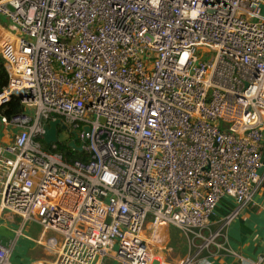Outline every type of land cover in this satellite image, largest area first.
Instances as JSON below:
<instances>
[{"label":"built area","instance_id":"2783aa9c","mask_svg":"<svg viewBox=\"0 0 264 264\" xmlns=\"http://www.w3.org/2000/svg\"><path fill=\"white\" fill-rule=\"evenodd\" d=\"M0 56V108L22 107L0 114V213L17 234L39 224L55 264H155L169 226L188 238L177 264L239 257L227 227L264 178V0H0ZM56 118L86 160L57 150L58 131L43 142Z\"/></svg>","mask_w":264,"mask_h":264},{"label":"crops","instance_id":"0c3cea01","mask_svg":"<svg viewBox=\"0 0 264 264\" xmlns=\"http://www.w3.org/2000/svg\"><path fill=\"white\" fill-rule=\"evenodd\" d=\"M262 151L264 162V139ZM260 172H263V169ZM226 201L224 202L226 205L221 204L216 208V214L212 218L213 225L211 227L213 229L218 227V219L227 214L221 209L225 211V208L231 207L232 201L230 199H226ZM27 225L28 223L21 233L17 234L20 227L19 216L8 211L0 213V244L14 241L10 264H55L56 255L47 250L44 244L34 241L42 248L38 250L37 247H34V242H28L30 237L26 233ZM203 233L206 234V230ZM226 233L227 245L239 257L228 253L220 254V252L218 254L204 253L210 264H255L259 257L263 258L261 264H264V178L255 191L253 201L227 227ZM28 244L30 246H27ZM212 250H214L213 247ZM152 251L156 258L155 264H177L178 260L186 256L189 251L188 238L176 228L169 226L166 228V236H163L162 242L155 244ZM104 260L108 264H112L108 258L102 260L103 264Z\"/></svg>","mask_w":264,"mask_h":264},{"label":"trees","instance_id":"16d2710c","mask_svg":"<svg viewBox=\"0 0 264 264\" xmlns=\"http://www.w3.org/2000/svg\"><path fill=\"white\" fill-rule=\"evenodd\" d=\"M6 83H7V72H6V69L4 67L3 58L0 56V90L6 85ZM21 109H22V107H21L19 98L17 96H12L9 102H7L3 106H1L0 114L4 115L6 117H10L14 113L19 112ZM57 150L62 152L67 160H73V159L86 160L87 159V155L85 153L73 151L67 145L66 142H64V143L59 142L57 145ZM225 201H226V199H223L219 205H221V204L226 205V203H224ZM219 205H218V207H219ZM230 205H231V207L229 206V207L225 208V211L223 209H221V211H223L224 213H227L233 207V204H230Z\"/></svg>","mask_w":264,"mask_h":264},{"label":"water","instance_id":"95a60500","mask_svg":"<svg viewBox=\"0 0 264 264\" xmlns=\"http://www.w3.org/2000/svg\"><path fill=\"white\" fill-rule=\"evenodd\" d=\"M58 129L68 131L67 126L64 124V122L60 118L49 120L47 125L44 128V134L42 136L43 142L45 144H49L51 142H56ZM84 129L87 131L88 127H85ZM70 134L73 135V138L68 142V146L72 147L73 149H75L78 152H81L82 151V142H80L79 145H76V143H75V140L78 138V135L74 131L71 132Z\"/></svg>","mask_w":264,"mask_h":264},{"label":"rangeland","instance_id":"374dc122","mask_svg":"<svg viewBox=\"0 0 264 264\" xmlns=\"http://www.w3.org/2000/svg\"><path fill=\"white\" fill-rule=\"evenodd\" d=\"M72 134H70L68 131L66 130H61V129H58V140L60 142H66L70 137H71ZM41 232V226H39L37 223L35 222H28V225H27V230H26V233L29 235V239L30 240H33V241H30L28 240V242H34L36 241L38 238H39V234ZM171 232H173V229H171ZM31 244V243H30ZM30 244H28L27 246H30ZM34 247H37L38 250H41V246L36 244L35 242L33 243ZM104 264H108V262H106L104 260Z\"/></svg>","mask_w":264,"mask_h":264}]
</instances>
